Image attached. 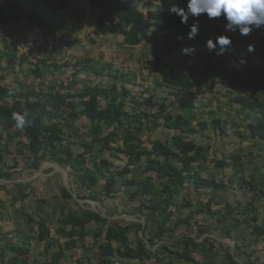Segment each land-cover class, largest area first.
Instances as JSON below:
<instances>
[{"label":"rangeland","instance_id":"rangeland-1","mask_svg":"<svg viewBox=\"0 0 264 264\" xmlns=\"http://www.w3.org/2000/svg\"><path fill=\"white\" fill-rule=\"evenodd\" d=\"M134 1L137 2L136 7L145 13L156 8L168 10L173 0ZM53 3L63 5L59 13L62 28L58 32L49 34L25 19L13 25H0L2 86L17 91L42 89L62 94L81 92L88 86L103 89L116 86L118 92L121 83L93 74L84 65L85 61L90 60L97 69L103 66L110 71L131 74L134 84L127 87L130 89V99L135 103L129 104L126 109L133 112L136 109L151 110L152 105L159 104L166 94L155 86V77L148 69V62L157 58L161 64L172 67L189 66L201 70L226 67L238 72L247 69H261L264 72V60L261 61L255 52L226 58L225 54L217 56L211 52L195 51L194 56L190 57L181 53L177 38L164 32L150 33L146 40L135 47L124 45L121 36L96 37L93 29L97 11L88 0H53ZM220 29L225 30V27L221 25ZM227 33L235 34L233 31ZM242 56L247 63L239 69L233 67L231 62H238ZM10 57L12 61L8 65L6 59ZM35 65L39 69V77L31 74ZM205 74L209 77L202 81L205 94L195 102L191 111L195 115L192 121L195 122L191 125L195 127L197 122L208 124L219 119L226 126L228 135L220 136L208 127L205 137L194 135L187 138L201 144L206 150L203 154L206 160L196 164V176L215 185L201 189L190 182L184 184L173 200L177 205L160 208V215L156 210L148 213L142 209L143 199L135 191L138 183L151 177L154 190L163 192L164 181L156 179L155 173L144 174L137 167L131 175L121 176L126 159L117 157L119 154L116 157L110 154L103 157L110 163V168L108 174L100 177L99 188L103 195L95 196L98 201H94L86 198L87 191L79 195V186L69 170L63 169L54 157L40 153L37 160L25 158L24 138L20 136L11 142L3 139L1 155L4 162L0 165V186H5L0 187V232L5 237H0V264L16 255L11 250L13 247L27 250L24 257L27 264H43L45 260L50 261L57 250L54 247L47 250L50 242L64 246V242L70 240L73 241L71 247L64 251L65 257L57 264H86L87 261L95 264L99 257L97 247L104 242L103 236L95 238L99 231L105 233L112 227V221L131 226L125 236L132 246H136L138 238L152 240V245L145 244L146 257L143 260L133 263L113 260L110 261L112 264H188L177 261V254L192 257L195 264H264V143L246 137L245 122L253 118V114L230 109L232 104L228 102L236 96L237 91L222 84L215 73ZM254 95L264 101V94ZM147 100L151 103L142 105ZM166 105V111L187 116L190 113V109L181 107L179 100L166 101ZM154 108L160 117L161 113L156 106ZM87 124L86 119L81 117L67 123L66 129L78 143L88 141ZM233 131L243 137L238 138ZM102 132L111 134L112 129L102 128ZM174 135V132L159 127L145 135L142 141L164 143ZM116 140L112 146L123 147L122 141L119 138ZM75 149L81 152L80 147ZM233 164L236 166L233 167ZM110 178H116L117 185L107 195L104 182ZM126 180L136 181L137 186L123 185ZM64 190L71 198L65 195ZM96 193L98 190L93 194ZM144 202L146 206L155 204L149 199ZM207 205L212 211L210 215L206 210ZM91 211L97 212L104 221L91 223L83 230L79 226L73 227L71 215L77 213L83 216ZM169 214L171 216L168 218ZM157 217L163 219V230L168 232L167 237H157L158 228L154 222ZM42 219L49 226V237L39 242L37 235ZM181 221L188 223L180 224ZM143 227L148 228L144 231V237ZM70 229L74 230L72 238L65 236ZM184 239H192L198 246L185 245ZM112 244L117 246L115 242Z\"/></svg>","mask_w":264,"mask_h":264},{"label":"trees","instance_id":"trees-1","mask_svg":"<svg viewBox=\"0 0 264 264\" xmlns=\"http://www.w3.org/2000/svg\"><path fill=\"white\" fill-rule=\"evenodd\" d=\"M88 3L97 11L93 29V35L96 37L121 36L124 45L135 47L146 40L150 33L164 32L177 38V45L181 48L194 47L199 52L215 53L207 49L206 41L209 38L215 40L217 36H228L232 40V47L224 53L226 58L250 54L252 52L248 51V46L253 45L254 52L257 53L261 61L264 60V30L261 29H254L247 36L241 35L239 31H235V34L231 35L227 31L219 29V23L224 25L226 23L222 17L209 19L206 14L199 17L190 16L185 24L181 23L179 16L170 14L166 9L156 8L143 13L136 7L137 2L134 0H88ZM172 3L180 8L186 9L187 7V0H173ZM62 10L63 5H55L53 0H0V25H13L25 19L37 29L52 34L62 28V17L59 14ZM193 23H198L199 32L195 39H189L188 33L190 25ZM11 61V57L6 59L8 65L11 64ZM160 62L158 58L148 62V69L155 77V86L166 93L159 104L152 105L154 112L152 108L151 110L143 109V111H139V109L133 112L127 111V106L135 103L130 99V89L127 87L134 84L131 74L110 71L103 66L97 69L93 67L90 60L85 61L84 65L88 66L93 74L107 76L121 83L118 92L116 86L108 89L88 86L81 92L74 91L68 94L42 89L17 91L4 87L0 83V165L4 162L1 155L3 139L6 142H11L14 138L21 136L26 141L25 158L31 157L33 160H37L40 153L54 157L63 169L69 170V174L79 186V195L87 191V199L98 201L95 196L103 195V191H100L99 188V182L104 175L108 174L110 168V163L103 157L106 154L114 157L119 154L120 156L117 157L126 159L121 176L131 175L133 169L137 167L142 169L144 174L155 173L156 179L164 181L163 192L154 190L151 177L138 183L135 191L143 199L141 208L148 213L156 210L158 215L161 212L160 208L166 209L177 205L173 200L176 195H179L184 184L190 182L196 188L201 189L215 185L214 182L211 184V182L196 176L194 172L196 164L206 160L203 155L206 150L201 144H195L187 138L194 135L205 137L204 133L208 127H211V130L214 133H219L220 136L228 135L226 126L222 125L219 119L212 120L208 124L197 122L195 127L191 125L195 122V120L192 121L195 115L191 113L194 110L195 102L205 94V85L202 81L209 77L206 76L207 73L205 75L204 73H215L222 84L237 91L236 96L228 102L230 105L232 104L230 109L253 114V118L245 122L246 137L249 140L264 143V101L260 100L258 95H254L255 93L264 94V72L261 69H247L245 72H238L226 67L201 70L189 66L172 67ZM37 65L31 70L33 77L40 76ZM172 99L179 100L181 107L190 109L188 116L184 113L166 111L168 108L166 101L170 103ZM150 103L147 100L142 105ZM155 106L161 113L160 117L155 113ZM23 111L29 113L27 119L31 123L20 130L15 126L12 113ZM81 117H84L88 123L89 140H82L78 143V140L73 139L72 134H68L66 127L67 123ZM160 119H162V123ZM159 127L174 132L175 135L164 143L157 140L142 141L145 135L155 132ZM102 128L112 129L111 134H103ZM233 132L238 138L243 137L239 132ZM117 138L122 141L123 147L114 148L112 146ZM76 147H80L81 152H77ZM234 166L236 165L233 164ZM116 183V178H110L104 182L107 195L112 193ZM122 184L137 186L134 180H126ZM97 190L100 193L93 194ZM164 193L166 194L164 195ZM65 195L71 198L68 191H65ZM145 199H149V202L153 201L155 204L146 206ZM206 210L209 215L212 214L209 205L206 206ZM71 216H73L71 219V222L74 223L73 227L79 226L81 230L91 223L104 221L94 211L83 216L77 213ZM170 216L171 214L167 217ZM154 222L158 228L157 237L164 235L167 237L168 232L163 230V219L157 217V221ZM187 223V221H181L180 224ZM130 227L112 221V227L108 228L105 233L99 231L95 239L103 236L104 242L97 247L99 257L95 264H112L110 261L113 260L133 263L146 257L145 246L152 245V240L138 238L136 246L128 244L125 234L128 233ZM146 229L148 228L143 227V237ZM65 236L72 238L74 230L70 229L65 233ZM0 237H5L2 232H0ZM48 237L49 226L42 219L39 223L37 240L42 242L48 240ZM193 241L184 239L183 244H192L197 247L198 245ZM113 242L117 244L116 247L113 246ZM64 243V246H60L50 242L47 245V250L52 247L57 250L50 258L52 263L45 260L43 264L60 262L65 257L64 251L71 247L73 241ZM163 247L165 248V246ZM11 250L16 255L10 257L3 264H27V260L24 258L27 255V250L24 247H13ZM176 260L195 264L194 259L186 254H177ZM77 264L84 263L77 262ZM86 264L92 263L87 261Z\"/></svg>","mask_w":264,"mask_h":264},{"label":"clouds","instance_id":"clouds-1","mask_svg":"<svg viewBox=\"0 0 264 264\" xmlns=\"http://www.w3.org/2000/svg\"><path fill=\"white\" fill-rule=\"evenodd\" d=\"M170 14H175L181 18V23H187L189 17H199L206 14L209 19L223 18L225 31H239L241 35L247 36L254 29L264 30V0H187L186 9L178 7L171 3L168 9ZM199 32L198 23L190 25L188 33L189 39H195ZM206 47L209 51L215 52L217 56L223 55L232 47V40L228 36H217L215 40L209 38L206 41ZM196 49L182 48L181 53L188 56H194ZM249 52H254L253 45L248 46ZM247 60L243 56L239 61L233 60L231 65L237 69L245 65ZM29 113L13 112L12 119L15 126L23 130L31 121L27 119Z\"/></svg>","mask_w":264,"mask_h":264},{"label":"built area","instance_id":"built-area-1","mask_svg":"<svg viewBox=\"0 0 264 264\" xmlns=\"http://www.w3.org/2000/svg\"><path fill=\"white\" fill-rule=\"evenodd\" d=\"M221 25L225 26L224 24L222 23H219L218 26H219V29L221 28ZM223 30V29H222Z\"/></svg>","mask_w":264,"mask_h":264},{"label":"crops","instance_id":"crops-1","mask_svg":"<svg viewBox=\"0 0 264 264\" xmlns=\"http://www.w3.org/2000/svg\"><path fill=\"white\" fill-rule=\"evenodd\" d=\"M2 183H4V182H2ZM5 184V183H4ZM3 186H5V185H1L0 187H2L3 188Z\"/></svg>","mask_w":264,"mask_h":264}]
</instances>
